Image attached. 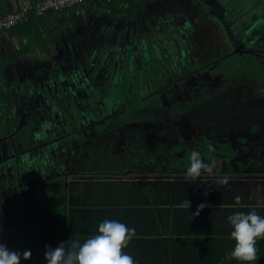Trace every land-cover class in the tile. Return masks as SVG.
<instances>
[{"label":"rangeland","instance_id":"1","mask_svg":"<svg viewBox=\"0 0 264 264\" xmlns=\"http://www.w3.org/2000/svg\"><path fill=\"white\" fill-rule=\"evenodd\" d=\"M87 10L59 20L47 54L21 56L5 70L16 131L26 128L38 147L0 134V214L20 181L72 158L89 175L173 176L193 151L206 163L237 158L264 169V0H147L132 18L102 13L94 29ZM19 47L3 33L0 54ZM115 124L126 125L113 139L115 148L123 141L121 154L94 149V134ZM45 189L36 187L37 200ZM63 189L50 185V200ZM30 202L22 210L29 222L48 205ZM13 215L0 223L1 240L22 239L11 233Z\"/></svg>","mask_w":264,"mask_h":264},{"label":"trees","instance_id":"2","mask_svg":"<svg viewBox=\"0 0 264 264\" xmlns=\"http://www.w3.org/2000/svg\"><path fill=\"white\" fill-rule=\"evenodd\" d=\"M37 0H35L36 3ZM147 0H115L108 3L93 2L78 7L69 8L62 11H49L43 15H36L33 3L32 9L27 11V20L5 31L4 34L9 39H16L20 44L18 50L10 54H0V134L2 138L12 140L15 136L20 135L24 146H28L33 150H37L38 145L35 143L32 136H30L26 128L16 131L20 128V123L11 114L10 105V87L7 89L2 86L4 82V73L8 66L16 62L21 56L33 54L43 55L47 54L52 48L51 39L54 36L56 29L49 26V19L54 14H63L84 7H90L99 10H105L113 17L132 18L140 9L141 5ZM3 33H0V39ZM234 55H239L236 52ZM222 60V59H221ZM179 83H173L168 88L177 86ZM164 88V87H163ZM167 88V89H168ZM161 90L158 89L155 95H159ZM159 97V96H158ZM147 100L143 99L142 102ZM135 103H138L136 101ZM162 104H166L162 102ZM131 104L125 103V106ZM171 115V113H168ZM116 115L112 117L115 119ZM111 119V120H112ZM113 132L102 134H94L92 138L93 144L100 148L102 152L121 154L123 141H116V148L114 147V136L120 135L126 128V125L119 126L115 124ZM150 132V137L154 136L155 130L146 128ZM242 140V138H241ZM132 148V147H131ZM95 149V147H94ZM99 150V151H100ZM92 154V153H89ZM73 154L71 155L72 158ZM133 161L135 158H132ZM69 167L50 170L43 166V170L35 178L20 181L18 186L21 191L14 192L11 196L9 204L4 206V212L0 214V223L9 224L10 218H6V212L11 210L16 216L17 228L11 233H19L21 240H12L7 236L0 239V242L5 244L11 251H18L21 254L25 250L31 251V258L24 261L21 258L20 264H46L44 259L46 245L53 249L59 246L61 242H66L69 239H79L83 243L86 239L98 233V226L104 220H117L126 224L129 228H135L136 236L129 243L128 247L123 249L126 254L131 255L137 264H166L162 254L168 250H175L182 247L178 243L181 240H172L169 244L168 237L176 234V220L180 217L179 214L186 213L190 210L180 209V205L185 200H197L204 198L205 195L200 193H191L193 188L191 183L183 181L170 182L166 177H152L144 176V174H123L120 175H103L96 173L89 175L88 171L78 170L72 164L76 161L71 159ZM79 161V160H77ZM84 159L79 161L83 164ZM72 163V164H71ZM45 170V171H44ZM52 170V171H51ZM60 183L64 189L60 192L59 198L56 201L50 200L47 189L50 185ZM209 183V182H208ZM41 184V185H39ZM199 184V183H198ZM218 185L217 182H210L208 185ZM187 185V190H185ZM234 185V184H233ZM46 189L42 191L43 199L37 200L36 187ZM55 187V186H54ZM213 187V186H212ZM236 186H228L223 190L221 197L224 202H232L235 197L233 190ZM201 189V188H200ZM54 192V191H53ZM183 194L182 198L180 194ZM13 193V192H12ZM66 195V198H65ZM192 195V196H191ZM211 195V194H210ZM205 197L210 200H218L220 196ZM20 196V198H19ZM182 196V195H181ZM228 199H227V197ZM30 204L43 205L48 203L46 210L40 214H35L34 221H27L26 215L22 210H26L25 202L30 200ZM192 204V203H191ZM7 206V207H6ZM38 209V208H37ZM196 210H192L195 213ZM235 212H242L241 210H234ZM246 213L250 212L244 210ZM254 211L258 215L264 217V209L256 208ZM211 212V211H210ZM220 212V211H218ZM229 216L234 214L233 211H224ZM204 211L197 216L198 219H203ZM172 222V227H171ZM1 229V228H0ZM224 232L222 235H214L210 230H203L202 228L190 232L191 241H183V248L206 250V249H221L229 251L234 249L235 241L231 238V232ZM228 233V234H227ZM214 235V236H213ZM161 236V237H160ZM257 255L259 254L255 264H264V239H258L256 243ZM164 253H161L163 252ZM143 252H148L147 257ZM154 254H160L156 257ZM225 261V258L223 259ZM222 260V261H223ZM174 259H172V262ZM174 264V263H173ZM203 264V263H199ZM213 264V263H212ZM225 264V262L215 263ZM232 264H241L240 262H233Z\"/></svg>","mask_w":264,"mask_h":264},{"label":"crops","instance_id":"3","mask_svg":"<svg viewBox=\"0 0 264 264\" xmlns=\"http://www.w3.org/2000/svg\"><path fill=\"white\" fill-rule=\"evenodd\" d=\"M33 3H35V0H0V17L3 15L10 13V12H16V11H29L33 7ZM88 9L83 17L88 18L87 20L93 19V23H91L92 28L94 25H102L97 22V20L101 19L99 16L104 13L109 19H116L121 17H113L105 10H99L94 9L90 7H84L83 9H77L70 12H65L63 14H54V16L49 19V26L52 29L59 30L64 27V23L61 25L59 24V20L65 17H73L74 13L82 12ZM106 27V26H103ZM56 33V32H55ZM237 159V158H236ZM224 160L219 162H229L227 164H216V168L213 170L212 173H203L199 178L192 179L187 176V165H185L184 168H181L179 173H175L173 176H163L168 178L170 182L175 181H183L185 183H191L193 185V188L189 190L191 193H202L205 195V197H215L220 196V199L218 200H210L207 198H200L196 197L198 199H201L200 201L192 200L190 201V208H182L179 207L182 210H190L186 211V213L179 214L180 217L176 220V234L170 235L168 237L169 244L171 241V236L175 239L181 240L178 243L181 244V248L178 247V249H175L173 251L168 250L165 254H162V257L165 259L166 264H215L220 262H225V264H232L233 262H240L243 264V262L238 261L231 257L232 250L223 251L221 249H206V250H195L189 248H183V241L188 240L191 241L192 238L190 235V232L196 231L200 228L203 230H211L214 235H222L226 230L227 232H230L229 230L232 229V226L230 225L228 221L229 214L224 211H233L234 210H241L243 213H246L244 210L247 211H254L256 208H262L264 209V169L260 168L258 165H254L251 169L249 168H243L241 165L244 161H238V160ZM237 164V165H235ZM234 165V167H233ZM154 176V175H153ZM224 176H227L229 178V183L227 185L218 184V185H208L210 182H217V180L223 178ZM148 177H152L149 175ZM156 177V176H155ZM209 182V183H208ZM199 183V184H198ZM234 184V185H233ZM213 186V187H212ZM228 186H236L233 190L234 198L232 199V202H224L222 201V194L223 190L225 191ZM187 190V185L185 187ZM201 188V189H200ZM183 194H180L179 198L183 197ZM182 195V196H181ZM192 196V195H191ZM240 197V203H236V197ZM227 197V196H226ZM228 199V197H227ZM201 203L206 204L207 207L203 209L204 214L203 219H198L197 216H192V210H196L197 206ZM211 211V212H210ZM220 211V212H218ZM172 227V222H171ZM228 234V233H227ZM213 235V236H214ZM161 237V236H160ZM174 240V239H172ZM161 253H164L161 252ZM143 255L147 257L148 252H143ZM264 255V254H263ZM153 256L159 257L160 254H154ZM259 254L257 255V257ZM225 258V261L223 260ZM172 259L174 261L172 262ZM223 260V261H222ZM258 261L260 262V258L258 257ZM253 262L255 264L256 262Z\"/></svg>","mask_w":264,"mask_h":264},{"label":"clouds","instance_id":"4","mask_svg":"<svg viewBox=\"0 0 264 264\" xmlns=\"http://www.w3.org/2000/svg\"><path fill=\"white\" fill-rule=\"evenodd\" d=\"M215 168V163H206L200 153L193 151L186 174L197 179L203 173H212ZM217 183L227 185L229 178L224 176ZM190 203L185 200L180 207L190 208ZM236 203H240L239 196L236 197ZM205 207L207 205L203 203L198 205L192 216H199ZM228 221L233 229L231 238L235 241L231 257L243 264H253L258 258L257 240L264 239V217L256 211L235 212L228 217ZM135 236V228H129L117 220L106 219L99 224L98 233L83 243L79 239H69L54 249L46 245L44 259L46 264H137L131 255L123 251ZM21 258L29 260L31 251L25 250L21 254L0 243V264H20Z\"/></svg>","mask_w":264,"mask_h":264},{"label":"built area","instance_id":"5","mask_svg":"<svg viewBox=\"0 0 264 264\" xmlns=\"http://www.w3.org/2000/svg\"><path fill=\"white\" fill-rule=\"evenodd\" d=\"M115 0H37L34 8L36 15H43L49 11H62L93 2L108 3ZM27 20V11L10 12L0 17V33Z\"/></svg>","mask_w":264,"mask_h":264}]
</instances>
